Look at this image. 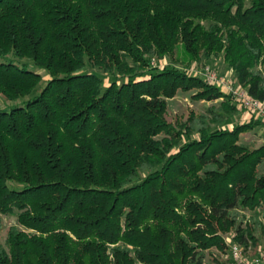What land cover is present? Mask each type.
<instances>
[{
	"label": "trees",
	"instance_id": "1",
	"mask_svg": "<svg viewBox=\"0 0 264 264\" xmlns=\"http://www.w3.org/2000/svg\"><path fill=\"white\" fill-rule=\"evenodd\" d=\"M215 58L264 103V0H0V264L258 253L264 145L240 138L262 122L225 128L236 100L176 65ZM191 90L222 101L170 122Z\"/></svg>",
	"mask_w": 264,
	"mask_h": 264
},
{
	"label": "rangeland",
	"instance_id": "2",
	"mask_svg": "<svg viewBox=\"0 0 264 264\" xmlns=\"http://www.w3.org/2000/svg\"><path fill=\"white\" fill-rule=\"evenodd\" d=\"M180 52L178 50L175 53V57L179 55ZM154 66H160V67H165L171 64V61L169 58H164L160 61L154 60L153 61ZM178 67H181L186 71L191 76L198 77L200 79L206 80L205 75V68H209L211 71L216 73L218 75V78L221 79L224 85H226L227 81H235L233 72L227 67V65L223 62L222 58H215L213 61L206 63L204 66L203 65H188L185 66L183 64H176ZM264 73V69H263ZM220 81V80H219ZM236 84V81H235ZM234 84V85H235ZM217 85L218 87L221 88V90L230 95L233 100L234 97L232 94H230L225 87L221 84H214ZM237 86V84H236ZM235 86V87H236ZM239 88V86H237ZM195 95V90L191 91H178L176 96L168 101V109H167V116L170 122L172 123H179V122H185L191 115L197 116V115H203L206 114L207 111L211 107H218L219 103H221L222 99L216 100V101H204V100H196L194 98ZM238 103V102H237ZM236 107L239 110V114L235 116L234 118H229L227 124L224 125L225 128L228 129H233L235 126L240 125V124H245L249 123L251 121H261L262 125L255 126L252 130H249L248 132L244 133L241 135L240 138V143L243 144H252L256 147H260L264 145V121L256 116L255 113L250 112L248 110L240 108L239 105ZM18 103H8L7 110L9 111L11 108L18 106ZM216 125H211V128H216ZM246 218L244 220V225L246 223H249L250 216L251 215L249 212H246ZM243 213H239V219L245 215ZM17 224L16 217L15 216H6L3 218V231L0 236V244L4 245L5 239H6V234L7 231L10 227L15 226ZM257 238H260L259 234H255ZM223 238L227 245H232L235 244L233 242V236L231 233H227L223 235ZM264 249V239H261L260 246L258 249V253L260 250ZM246 250L249 251L250 255H256L255 248L252 246V244H249V247L246 248ZM216 255L218 256V260L213 261L211 259L212 257L209 255L206 256V263L207 264H229L231 261V256L229 252V247L226 252L221 253L218 252L217 250L215 251Z\"/></svg>",
	"mask_w": 264,
	"mask_h": 264
},
{
	"label": "built area",
	"instance_id": "3",
	"mask_svg": "<svg viewBox=\"0 0 264 264\" xmlns=\"http://www.w3.org/2000/svg\"><path fill=\"white\" fill-rule=\"evenodd\" d=\"M152 65L154 66L153 62ZM204 72L205 81L208 84L223 85L243 109L255 113L258 118L264 121V103L250 97L245 89L237 88L235 81H227L226 85H224L218 75L209 68H205ZM228 247L231 256L229 264H264V249L260 250L256 255H250L249 251L240 245L232 244L228 245Z\"/></svg>",
	"mask_w": 264,
	"mask_h": 264
}]
</instances>
